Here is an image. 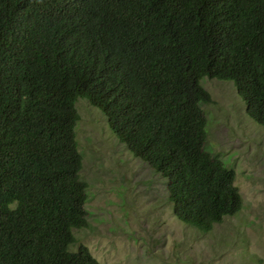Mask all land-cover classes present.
Listing matches in <instances>:
<instances>
[{"label": "trees", "instance_id": "16d2710c", "mask_svg": "<svg viewBox=\"0 0 264 264\" xmlns=\"http://www.w3.org/2000/svg\"><path fill=\"white\" fill-rule=\"evenodd\" d=\"M203 78L264 127V0H0V264H100L71 251L79 100L167 180L179 221L208 234L239 212L235 172L205 150Z\"/></svg>", "mask_w": 264, "mask_h": 264}, {"label": "rangeland", "instance_id": "374dc122", "mask_svg": "<svg viewBox=\"0 0 264 264\" xmlns=\"http://www.w3.org/2000/svg\"><path fill=\"white\" fill-rule=\"evenodd\" d=\"M210 101L205 150L235 172L243 205L208 234L179 221L167 180L135 158L106 117L79 100L75 127L87 183L88 225L75 231L76 252L88 248L100 264H264V127L247 114L231 81L203 78Z\"/></svg>", "mask_w": 264, "mask_h": 264}]
</instances>
